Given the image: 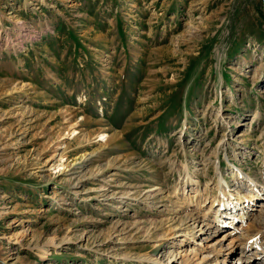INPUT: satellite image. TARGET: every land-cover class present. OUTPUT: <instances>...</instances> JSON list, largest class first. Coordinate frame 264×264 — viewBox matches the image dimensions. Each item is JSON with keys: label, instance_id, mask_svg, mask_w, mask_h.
<instances>
[{"label": "rangeland", "instance_id": "374dc122", "mask_svg": "<svg viewBox=\"0 0 264 264\" xmlns=\"http://www.w3.org/2000/svg\"><path fill=\"white\" fill-rule=\"evenodd\" d=\"M148 256L264 264V0H0V264Z\"/></svg>", "mask_w": 264, "mask_h": 264}, {"label": "bare ground", "instance_id": "6f19581e", "mask_svg": "<svg viewBox=\"0 0 264 264\" xmlns=\"http://www.w3.org/2000/svg\"><path fill=\"white\" fill-rule=\"evenodd\" d=\"M241 173V172H240ZM256 179H253V182L252 183H249V184H251V185H254L255 186V183H256V181H255ZM236 183H239L238 181L236 182ZM222 185V187L224 188V190H223V192L221 193V195L220 196H218V202H217V204L215 205V204H213V206H211L209 209H208V211H207V213H209L211 210H212V212L213 213H215V214H217L216 212L217 211H220V213L221 214H223V215H225L224 217H226V216H228V217H233L234 215V209H233V207L235 206H232L231 207V205L232 204H234V202H230L231 200H229V199H235L234 197H236V195H237V193H238V196H237V198H240V197H246V195H245V192H243V191H241L240 189H239V185L237 186L238 188H236L237 189V191H236V189H235V191L233 192V194H230V193H228V191L230 192V191H232V190H234L233 188H231V185H229V183L228 182H226V185H224V184H221ZM227 185H228V187L229 188H226L227 187ZM254 188V187H253ZM227 189H228V191H227ZM255 191H258L257 189H255ZM243 192V193H242ZM236 198V199H237ZM227 202V204H229L230 206L228 207V205H226L225 203ZM241 204V207H240V209H246V208H248V207H250L251 208V204L249 203V204H247L246 203V201H244V202H242V203H240ZM238 205V204H237ZM236 205V206H237ZM218 206V207H217ZM197 208H199V207H197ZM206 213V215L199 221L200 223L202 222V228H200V229H198V226H200V225H198V226H196L195 224L194 225H192L193 227V229H191L190 230V228H187V229H185V230H189V232H191V233H189L190 234V236H192V234H196V232H200L201 231V233H203V232H205V233H207V230H210V228L211 227H217V226H219L220 224H222V222H223V220L224 219H221L222 217H219L218 215L214 218V217H212L213 219H210L211 218V216H209V214H207ZM223 217V218H224ZM235 217V216H234ZM195 222H198V221H195ZM205 222H207L206 224H204ZM212 223H214L215 224V226L213 225L212 226ZM207 228V229H206ZM199 230V231H198ZM214 232V231H213ZM216 233V232H215ZM188 234V233H187ZM187 234H185V235H187ZM213 234V233H212ZM181 235V234H180ZM193 237V236H192ZM195 239V238H194ZM193 239V240H194ZM257 240V239H256ZM220 241H223V240H220ZM221 245V244H220ZM258 245L256 244V242H252V240H251V243H248V244H246V245H244L243 246V248L242 249H244V250H246V251H248V249H250L251 247H257ZM217 249V248H216ZM219 249V248H218ZM217 249V250H218ZM214 251V250H213ZM225 250L224 249H219V254L217 253L216 255H219L220 257H225L224 255H225V252H224ZM215 252V251H214ZM259 253V252H258ZM228 255L230 254V251L227 253ZM215 255V256H216ZM254 255V254H253ZM226 257H227V255H226ZM139 260H142V261H144L145 263H151V264H165V263H163V262H160V260H158V258H152V257H140L139 258ZM217 261H218V257H217V259H216ZM216 262V261H215ZM211 263V262H210ZM225 264V261H221V264Z\"/></svg>", "mask_w": 264, "mask_h": 264}]
</instances>
